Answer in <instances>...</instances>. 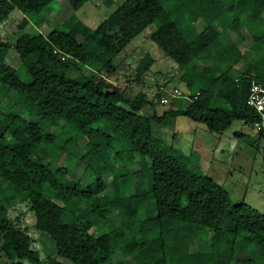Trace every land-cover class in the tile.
I'll use <instances>...</instances> for the list:
<instances>
[{
  "label": "trees",
  "instance_id": "trees-1",
  "mask_svg": "<svg viewBox=\"0 0 264 264\" xmlns=\"http://www.w3.org/2000/svg\"><path fill=\"white\" fill-rule=\"evenodd\" d=\"M52 1L0 0V24L14 9L24 14L18 23L24 31L16 43L0 39V52L14 47L21 58L15 68L0 56L1 95L14 91L21 101L44 110L32 116L12 98L7 106L0 105V184L11 191L0 201V251L16 264L26 260L115 264L116 255L129 244L138 246L126 254L131 264L264 260V213L234 203L214 178L196 170L186 156L167 150L152 132L153 121L162 123L174 114L203 122L216 132L237 119L251 125L259 119L247 99L252 80L264 83V0H169L168 5L160 0H123L93 29L95 48L87 47L82 20L48 33L27 29L31 18ZM260 19V31L251 34L243 50L237 40H245ZM151 25L162 35L158 46L177 64V79L191 98L185 99L186 105L181 103L184 98H172L176 106L163 114L145 111L147 105L154 106L145 89L123 87L116 80V57ZM231 42L222 60V47ZM155 61L147 52L137 65L136 80L144 83ZM201 66L206 67L204 75L199 73ZM159 92L156 95L161 97ZM112 117L118 121L117 129ZM258 137L264 141V132ZM59 138L65 142L52 159L64 155L65 161L74 149L82 148L80 162L97 175L94 183L61 181L59 175L67 171L64 161L53 165L54 160L40 148ZM124 151L129 157L138 154L148 159L146 167L134 172L144 201L137 202V193L126 191L131 184L124 172ZM107 172L118 184V194L113 196L105 192ZM16 188L30 204L35 228L54 241L55 250L46 257L33 247L30 233L10 216ZM117 210L130 213L122 236L114 238L115 229L91 231L95 223L113 219ZM229 235V249L219 250L216 244Z\"/></svg>",
  "mask_w": 264,
  "mask_h": 264
},
{
  "label": "rangeland",
  "instance_id": "rangeland-1",
  "mask_svg": "<svg viewBox=\"0 0 264 264\" xmlns=\"http://www.w3.org/2000/svg\"><path fill=\"white\" fill-rule=\"evenodd\" d=\"M160 1L165 5L169 3V0ZM122 2L123 0H53L41 14L31 18V24L27 29L30 30L34 27L42 33H48L54 28L68 29L77 20H82L85 23L82 32L87 37V47L95 48L97 44L92 38L93 29ZM257 8L259 11L261 10L260 7ZM23 17L24 14L20 10L14 9L10 16L0 24V39L8 41L11 45L15 44L19 35L24 31L18 28V23ZM261 21L262 19L250 28L245 40H237L243 50L246 49L247 45L249 46L251 34L254 35L260 31ZM204 27L205 25H202L201 28ZM235 27L240 28L241 23L236 22ZM208 32L211 35L216 34L212 29H208ZM232 35L235 37L236 34L232 32ZM161 40L162 35L155 25H151L131 41L125 50L116 57L118 64L116 80L121 82L123 87L128 86L135 90L145 89L154 105H147L145 111L150 113L156 111L157 114H163L176 106L170 102L172 98L168 103L161 102L162 96L169 97L174 88H179L185 93L187 90L186 85L177 79L178 72L175 62L164 56L163 51L158 46ZM231 45L232 42L222 47L220 52L222 60H224ZM147 52H151L156 61L144 75V83H140L136 80L137 65ZM0 56L6 58L8 63L15 68L21 65L20 55L14 47L3 49ZM205 72L206 67L201 66L199 73L204 75ZM21 73L23 74V72ZM158 91H160L161 97L156 95ZM1 94L3 91L0 90V105L2 106H7L12 98L11 100L15 99V104L18 107H23L32 116H40L44 113L43 109L32 103L21 101L14 91L10 92L8 96ZM182 98L184 99L181 100V103L186 105L187 100L185 99L189 98L185 96ZM111 123L117 129L118 121L114 117L111 118ZM152 132L157 141L164 145L167 150L186 156L196 170L214 178L229 192L234 203H245L264 213V141L260 140L258 133L251 124L237 119L224 131L216 132L210 130L203 122L195 121L183 114H174L162 123L153 121ZM69 133L75 134V132ZM255 133L260 140L259 143L255 142L253 138ZM71 139L73 145L76 146V138L72 136ZM81 140L79 139L78 142L81 143ZM64 142L65 139L59 138L57 142H45L40 147L45 155L51 158L50 160H54L53 165L64 161V155L52 159V153ZM81 153L82 148H76L64 161L67 171L59 175L63 183L87 185L95 182L97 175L91 170H87L86 166L80 162ZM122 156L124 158V172L130 177L131 184V187L127 185L126 191L128 194L136 192L137 202L144 201L146 196L141 193L140 189L136 188L138 177L136 176L137 173L134 172L146 167L148 159L138 154L129 157V153L125 151L122 152ZM111 165L114 168V165ZM144 171L146 169H143ZM103 179L109 183L105 192H112L111 196L118 194V184L113 180L112 174L105 173ZM15 190L16 193L12 196L13 201L9 207L10 216L16 225L30 233L33 239V247L38 249L43 257H46L54 252V241L47 234L35 228V215L30 209L29 202L23 198V194L18 188ZM10 193L11 191L5 185L0 184V201ZM112 218L102 223H95L91 231L98 234L115 229L112 236L119 238L124 234V226L130 220V213L117 210ZM231 239L232 235L223 237L221 242L216 244V246L218 245L217 248L221 251H227ZM137 248V244L127 245L123 254L116 255L115 262L117 263L115 264H131L128 262L126 254H132ZM0 254V264L17 263V260L10 259L4 252L0 251ZM126 261L127 263H125ZM24 263L31 264L27 260ZM239 264H264V260L255 258L250 261L248 257H244L239 261Z\"/></svg>",
  "mask_w": 264,
  "mask_h": 264
},
{
  "label": "built area",
  "instance_id": "built-area-1",
  "mask_svg": "<svg viewBox=\"0 0 264 264\" xmlns=\"http://www.w3.org/2000/svg\"><path fill=\"white\" fill-rule=\"evenodd\" d=\"M188 97L189 94H186L179 88H174L171 92L170 96H162L161 102L168 103L170 98L174 97ZM247 102L250 106L254 107L256 111L259 113V119L252 124L253 129L259 133L264 132V83L259 79L252 80L250 86V92L247 99ZM1 259V254H0Z\"/></svg>",
  "mask_w": 264,
  "mask_h": 264
},
{
  "label": "crops",
  "instance_id": "crops-1",
  "mask_svg": "<svg viewBox=\"0 0 264 264\" xmlns=\"http://www.w3.org/2000/svg\"><path fill=\"white\" fill-rule=\"evenodd\" d=\"M167 58V57H166ZM176 66H177V64L176 63H174ZM240 134H245V133H240ZM257 135H256V133H255V136L253 137L255 140H257V143H259L260 142V140L258 139V137H256Z\"/></svg>",
  "mask_w": 264,
  "mask_h": 264
}]
</instances>
